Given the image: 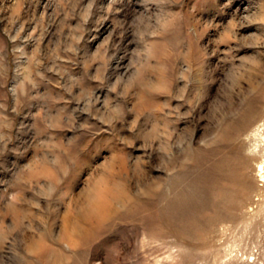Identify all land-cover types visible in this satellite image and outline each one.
Returning <instances> with one entry per match:
<instances>
[{
	"label": "rangeland",
	"instance_id": "1",
	"mask_svg": "<svg viewBox=\"0 0 264 264\" xmlns=\"http://www.w3.org/2000/svg\"><path fill=\"white\" fill-rule=\"evenodd\" d=\"M263 124L264 0H0V264H264ZM105 182L137 202L73 235Z\"/></svg>",
	"mask_w": 264,
	"mask_h": 264
},
{
	"label": "bare ground",
	"instance_id": "2",
	"mask_svg": "<svg viewBox=\"0 0 264 264\" xmlns=\"http://www.w3.org/2000/svg\"><path fill=\"white\" fill-rule=\"evenodd\" d=\"M258 133L259 134L261 133V130L259 128H258ZM253 148H255L254 152L255 151L257 152L258 146L256 145ZM216 167H217L216 169L218 170L219 169L220 170L223 169V171L225 170V173L223 174V176L222 174L219 176L218 174L217 176H214L213 186H212V202L214 203L213 205L215 207L218 206L219 208L223 207L226 210L237 209L238 207H240L245 197V195L243 194V189L238 187L239 185L238 182H247V181L241 179L235 172H233L232 161L228 157H225L220 162H218ZM257 176L259 177L261 182H264V161L261 164H259L257 167ZM105 183H106L105 186H103V188L99 192L100 197H98L97 200L94 199L89 200L87 206L84 208V212L80 216H77L78 221L74 223L73 229L71 230L72 231L71 233L73 235L79 234V236H82L85 239L90 238L91 235L93 234L94 223L97 222L98 224L102 225L108 220V218L117 214L118 211L115 203L116 201L124 202V204L127 202L129 205L132 202L134 203L137 202L136 195L128 187L129 183L128 184L126 182H105ZM187 197L188 195L184 194L183 192L178 194L177 206L181 205V203ZM68 234L70 233L67 230L65 238L69 237ZM70 242L73 247L79 246V242L73 238L71 239ZM38 255H39L38 259H40L41 264H65L64 262H66L67 260V257L63 256V253L61 251L51 248L50 246L42 248L41 251H38ZM51 257H53V261L51 260Z\"/></svg>",
	"mask_w": 264,
	"mask_h": 264
}]
</instances>
